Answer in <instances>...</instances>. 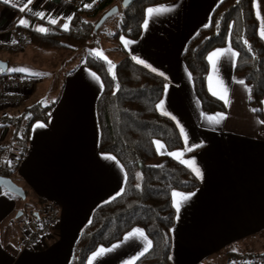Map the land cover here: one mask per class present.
I'll use <instances>...</instances> for the list:
<instances>
[{
  "label": "crops",
  "instance_id": "0c3cea01",
  "mask_svg": "<svg viewBox=\"0 0 264 264\" xmlns=\"http://www.w3.org/2000/svg\"><path fill=\"white\" fill-rule=\"evenodd\" d=\"M223 1L177 0L151 7L171 10L152 17L146 12L148 26H143L137 41L123 36L118 40L112 38L122 59L127 55L143 60L144 64H138L164 79L167 89L162 100L170 114L164 116L175 117L171 119L177 126L179 124V130L181 126L184 128L187 146L182 136L183 149L179 151L184 152V160H195L202 173V178L196 176L201 187L182 203L179 212L174 207L172 264H233L236 257L264 254V118L258 117L250 107L248 86L234 78L238 55L222 57L216 73L208 61V77L214 76L213 87L219 79L228 88L227 113L219 124L206 119L218 113L208 114L202 110L192 76L183 61L189 42L210 25L215 10ZM14 4L0 0V33L11 28L14 31L31 29L37 35L60 34L66 31L62 26L68 23L70 27L77 13L72 0H32L24 12L19 8L24 6L25 0H14ZM254 9L256 16L258 10L260 13V19L257 18L260 35L264 0H254ZM37 12L44 13L45 19L33 14ZM48 18L58 22L50 24ZM20 19L27 20L28 26L20 25ZM38 27L48 31H36ZM122 37L132 43L125 46ZM57 51L67 52V49H45L32 42L19 55L0 52V60L6 62L8 68L29 70L8 73L36 80V88L24 109L35 104L56 103L47 121L33 122L26 155L13 180L29 192L36 206L30 216L39 218L43 205L49 202L58 205L60 215L59 229L44 248L20 251L24 223L21 226L14 222L24 215L18 217L20 198L2 189L0 264H71L74 247L95 210L121 196L125 188L127 177L122 164L116 158L107 159L112 155L99 151L97 104L103 91L102 80L84 65L89 55L80 58L76 65H68V62L64 66ZM68 55L65 62L74 57ZM53 67L62 71L58 79L49 75L48 70ZM93 73L99 80L93 78ZM207 85L212 94L208 78ZM54 90L59 94H53ZM20 114L17 110L0 109V173L5 161L3 153L16 151L24 142L21 131L9 122ZM167 153L166 148L159 151V155ZM134 229L114 244L117 247H100L113 250L97 257L92 264H129L131 261L136 264L142 257L144 242L138 238L125 240Z\"/></svg>",
  "mask_w": 264,
  "mask_h": 264
},
{
  "label": "trees",
  "instance_id": "16d2710c",
  "mask_svg": "<svg viewBox=\"0 0 264 264\" xmlns=\"http://www.w3.org/2000/svg\"><path fill=\"white\" fill-rule=\"evenodd\" d=\"M122 1L106 0L97 11L77 12L69 29L60 34L37 35L33 32L32 42L45 49L77 50L86 47L92 40L98 41L100 31L106 25L95 32L102 16ZM176 1L136 0L132 6L122 10V28L113 38L118 40L123 36L139 40L147 9ZM227 44L238 53L234 78L243 80L248 86L249 105L263 119L264 41L259 35L254 0H224L215 10L210 25L198 32L183 55L196 96L202 110L208 114L227 113L226 104L214 97L207 85L208 55ZM84 65L97 73L103 83L97 104L99 151L114 156L122 164L127 179L122 195L93 213L74 247L71 264H87L98 248L113 246L134 228L144 230L152 241L150 251L136 264H172L175 209L171 193H193L201 187V182L189 168L168 154L182 150L183 139L176 123L156 107L163 98L165 81L127 55L115 65V78L109 71L108 62L95 55H89ZM55 107L56 103L49 106L35 104L9 120L21 131V139H24L16 151L9 152L19 156L20 163L26 155L33 122L47 121ZM29 115L33 120L25 124ZM157 141L165 145L168 153L164 162L156 166L153 163L160 157ZM4 160L0 174L13 179L20 163L12 162L10 157ZM26 194L28 199L29 192ZM255 257L264 259V254Z\"/></svg>",
  "mask_w": 264,
  "mask_h": 264
},
{
  "label": "built area",
  "instance_id": "2783aa9c",
  "mask_svg": "<svg viewBox=\"0 0 264 264\" xmlns=\"http://www.w3.org/2000/svg\"><path fill=\"white\" fill-rule=\"evenodd\" d=\"M106 0H72V5L77 12L97 11ZM91 5V7H85ZM33 31L30 29L9 28L0 33V52L19 55L32 43ZM15 41V42H13ZM36 80L31 76L21 74H5L0 72V109H18L26 104L30 95L36 88ZM33 116L29 115L25 124L30 123ZM5 147V145H3ZM5 158L19 164L17 155L8 151L3 153ZM42 214L39 218L30 216L23 225L22 239L19 250L26 251L33 248H44L48 239L51 238L60 226L59 207L49 202L43 205ZM233 264H264V259L255 256H240L233 260Z\"/></svg>",
  "mask_w": 264,
  "mask_h": 264
},
{
  "label": "snow or ice",
  "instance_id": "6c2138e0",
  "mask_svg": "<svg viewBox=\"0 0 264 264\" xmlns=\"http://www.w3.org/2000/svg\"><path fill=\"white\" fill-rule=\"evenodd\" d=\"M127 2V0H126ZM239 2V0H238ZM3 3L5 4H9V3H13V6H15L14 4V0H3ZM32 0H25V4L24 6H21L19 8V10L21 12H24L26 10L27 5L31 4ZM85 7H91V5H85ZM29 11H31L30 9H28ZM171 9L168 8H149L147 9V14L149 17H152L153 15H160L164 12L170 11ZM34 15L38 16L40 19H45V15L44 13H33ZM113 13H110L109 15H112ZM257 18L260 19V13L259 10L257 11ZM69 20L71 19V17L68 18ZM48 22L50 24H56L58 21L56 19H52V18H48ZM19 24L22 26L27 27L28 26V21L25 19H20L19 20ZM144 28H147L148 26V21L145 20L144 21ZM64 30H68V23H65L63 26ZM36 31L39 32H47L48 29L43 28V27H38L36 28ZM260 37L261 39H264V21L261 22V30H260ZM122 43H124L125 46L129 45L130 43H132L131 41L125 40L123 37L121 38ZM15 42V41H13ZM247 43V42H245ZM96 56L101 57L105 60H107L106 57L103 56V53L100 51H97L95 53ZM238 55V53L233 52L231 46H229L226 49H218L214 52H212L209 56H208V61L212 66V70L213 73L217 72V65H218V61L225 56H230V57H236ZM133 59H136L137 63L140 64H144L143 60H139L136 57H133ZM109 64V71L112 72L113 74V78H115V65L112 64L111 61H108ZM147 67V65H145ZM6 66L0 65V71H4ZM8 72H28V69L25 68H8L6 69ZM153 71H155V69H153ZM38 75V74H37ZM160 75H163V73H160ZM93 78L96 80H99V77H97L94 73L92 74ZM209 80V85H210V91L212 92V95L217 96L219 99L223 100L225 102V104L227 105L229 103V99H228V88L224 85L222 80L216 79V87H213L212 82L214 80V76L210 75L208 77ZM240 84H244L243 80L238 81ZM118 87V86H117ZM165 89H167V86H165ZM250 91V90H249ZM156 107L161 111V113L163 115H170L166 109H165V101L161 100L159 102V104L156 105ZM253 111H257L256 109H253ZM172 119H175V117H171ZM225 118V116L223 114H216L215 116H207L206 119L212 123V124H219L221 122V120H223ZM178 123V122H177ZM39 127H43V125H38ZM179 126V124H178ZM180 133L184 138L185 141V145L187 146V141H188V136L184 130V128L181 126L180 127ZM156 143V148L157 151L159 152L161 149L165 148V145L161 144L159 141L155 142ZM188 151H191V148L187 149ZM163 154V153H162ZM169 155H171L172 157L176 158L177 160H179L182 164H185L187 167H189L191 169V171L198 177V178H202V173L200 172L199 168L196 167L195 165V160H184L183 156H184V152L183 151H178V152H171L168 153ZM107 159H112L115 160V157L112 156H107ZM191 195H194V193H190V194H185L182 192H178V191H172L171 196L173 199V206L176 208L177 212H179L180 207L182 205V203L186 202L187 200H189L191 198ZM132 238H138L140 240H142L144 242V248L143 251L140 253V256H143L145 253H147L149 251V249H151L152 247V241L149 240L147 238V236L145 235L144 231L141 229H134L131 233L128 234V236L125 237V240H129ZM118 245H114L113 248L117 247ZM113 249H104V248H100L96 253H94L92 259L89 260V264H92V261L95 260L97 257L99 256H103L105 254V252H110ZM139 257H137L138 259ZM129 264H135L134 261L129 262Z\"/></svg>",
  "mask_w": 264,
  "mask_h": 264
},
{
  "label": "rangeland",
  "instance_id": "374dc122",
  "mask_svg": "<svg viewBox=\"0 0 264 264\" xmlns=\"http://www.w3.org/2000/svg\"><path fill=\"white\" fill-rule=\"evenodd\" d=\"M118 6H121V4H119ZM122 10L123 9L121 7L120 12L108 20L105 27L100 31L98 41L92 40L91 44H88L86 47H82L81 49H77V50L67 49L68 53L66 51H57V52H59V55H60L59 61L60 60L64 61L62 63L64 66H66L65 64H67L68 62H69L68 65H71V64L76 65L80 58L88 56V55H95V53L97 51H100L103 53V56L107 58V60H106L107 62L111 61L112 64H114V65L118 64L122 60V57L120 56V52H117L115 50L116 45L114 43V39H112V38H113V35H116L118 32H120V30L122 28V21H123ZM88 20L91 21L90 19H88ZM68 50H70V51H68ZM69 53L73 54L74 57H72L71 59H67V61L65 62V57L69 58V55H68ZM99 58H101V57H99ZM59 61L56 62V64H55L56 67L59 64ZM48 72H49L50 77L55 75L57 77V79L59 78V75L62 73V71L60 69L57 70V69H55V67L48 70ZM35 74L40 75L39 73H36V72H35ZM55 92L56 91L54 90L53 94H55ZM56 93L58 95L59 91ZM18 109H9V110H10V112H15L16 110H17V112H22L24 109V106H22ZM164 160H165V156L160 155V157L153 163V165H156V166L160 165L164 162ZM19 200H20L19 204H20V210H21L20 213H23L24 215L20 219L15 218L14 222H16L17 224H20L22 226V224L23 223L25 224L26 221L30 218V213L32 212V209L35 208L36 206L34 205L31 197L28 198L26 201H23L21 199H19ZM255 256H258V255H255Z\"/></svg>",
  "mask_w": 264,
  "mask_h": 264
},
{
  "label": "water",
  "instance_id": "95a60500",
  "mask_svg": "<svg viewBox=\"0 0 264 264\" xmlns=\"http://www.w3.org/2000/svg\"><path fill=\"white\" fill-rule=\"evenodd\" d=\"M136 0H123L121 3V6H114L112 7L108 12H106L102 18L99 20V22L97 23L96 27H95V32H98L100 30V28L106 24V22L113 17L114 15L118 14L122 9H126L129 8L130 6H132V4L135 2ZM112 15H109L110 13H113ZM0 65L6 66L4 71H0L2 74H7L8 71L6 69H8V64L4 61L0 60ZM4 189L6 192L20 198L23 201L27 200V194L26 191L24 190L23 187L19 186L16 182H14V180L12 178L9 177H5L0 175V190ZM23 215V213H20L18 215V217H21Z\"/></svg>",
  "mask_w": 264,
  "mask_h": 264
}]
</instances>
